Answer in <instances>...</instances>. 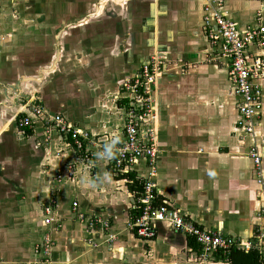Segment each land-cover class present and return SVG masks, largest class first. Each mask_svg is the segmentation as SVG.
<instances>
[{"label":"crops","instance_id":"obj_1","mask_svg":"<svg viewBox=\"0 0 264 264\" xmlns=\"http://www.w3.org/2000/svg\"><path fill=\"white\" fill-rule=\"evenodd\" d=\"M98 2L118 4L105 16L118 25L106 50L83 53L75 38H62L71 27H88L86 15L64 22L52 0H0V264H43L45 240L53 243L46 264H260L264 147L262 188L247 153L264 139V81L259 126L244 136L228 62L204 32L206 0ZM222 8L238 27L252 24L258 10L264 16V2L224 0ZM155 55L165 64L152 102L157 200L248 249L202 260L191 238L161 223L152 240L137 238L128 226L134 193L111 174L103 150L87 166L55 130L38 121L30 135L16 127L24 102L34 98L47 116L112 138L122 125L120 85ZM147 171L140 166L134 175Z\"/></svg>","mask_w":264,"mask_h":264},{"label":"built area","instance_id":"obj_2","mask_svg":"<svg viewBox=\"0 0 264 264\" xmlns=\"http://www.w3.org/2000/svg\"><path fill=\"white\" fill-rule=\"evenodd\" d=\"M260 5L264 0H253ZM222 0H206L203 7V25L206 38L213 49H219V56L227 60V75L234 93L238 98V113L241 118L242 135L254 137L259 126L262 113L261 82L264 81V16L258 10L253 23L238 27L230 20L223 10ZM164 60L152 56L141 65L134 76L120 85L122 125L118 134L112 138L100 140L87 131H80L61 116H47L37 99L24 102V112L15 117L19 132L31 129L35 122L63 135L72 145L73 151L82 162L91 163L94 152L104 151L109 159L110 172L115 177L128 173H136V168L143 166L147 174H137L141 179L139 191L133 195L135 203L132 209L135 216L129 222V230L139 239L148 241L155 237V225L166 224L169 229L191 238L200 248L201 259L212 253L227 254L232 248L249 245L237 243L223 236L219 231H205L190 222L181 210L167 201L158 202L154 178V160L157 147L151 124L154 119L152 112L153 91L156 82L165 72ZM260 138V137H259ZM264 147V139L254 142L247 153L252 161L258 185L262 188V167L260 149ZM136 176V174H135ZM129 179L121 181L127 183ZM75 206V205H74ZM49 213V209H46ZM259 217L262 223L261 236L258 241L260 264H264V194L261 196ZM80 219H82L80 217ZM48 222V221H46ZM90 225V224H89ZM40 247L43 254L41 260L46 264L51 246L50 240L44 241ZM39 249V248H38Z\"/></svg>","mask_w":264,"mask_h":264},{"label":"rangeland","instance_id":"obj_3","mask_svg":"<svg viewBox=\"0 0 264 264\" xmlns=\"http://www.w3.org/2000/svg\"><path fill=\"white\" fill-rule=\"evenodd\" d=\"M72 0H59L58 2H56L55 0H52V8H54V10L58 9L64 11V22L68 21L70 18L69 14L73 15V21H82L81 19L85 16L84 21H88V24H90L88 27H85L83 29L78 28L76 26L71 27L72 30L67 32V35H65L62 38L63 42H66L67 39H72L75 38L74 41H79V45L81 47H86L85 50L83 51V53L89 50L91 52L95 51V50H100V51H104V49L106 50L107 47L110 46L111 42V34L112 32L115 31L118 23L117 22H111L110 20L106 19V13L109 12V9L111 8L112 11L117 12L118 11V4L115 6H112L111 3L108 2H102L99 3L98 0H74L73 2H71ZM56 2V3H55ZM222 2H224V0H222ZM48 5H50L48 2H46ZM98 7V12L97 14H99V16H101V18L98 19L97 15L94 16L92 13L96 10L95 8ZM97 11V10H96ZM97 17V18H96ZM229 18V17H228ZM230 19V18H229ZM231 20V19H230ZM53 55H46V59H48V63H50L52 61ZM79 58V56H78ZM41 59H45V56H41ZM83 58H81L80 61H82ZM58 63L60 62V66H61V61L60 59H58L57 61ZM56 63V64H58ZM62 63H64V60H62ZM146 63V62H145ZM97 66V63L94 66V62L93 65L91 66L92 69H95ZM67 97H64V102L65 100H67V103H69L71 105L70 108H72V98L70 99H66ZM70 111V110H69ZM54 116V115H53ZM82 162V161H81ZM84 164H86L87 166H90V163H86V162H82ZM147 174V173H146ZM57 181L60 180V178L58 177V179H56ZM93 228V227H92ZM42 244L45 245V243L43 242ZM40 247H44V245H42ZM53 243L51 242L49 244V246H52ZM96 247V246H93ZM39 248V247H38Z\"/></svg>","mask_w":264,"mask_h":264},{"label":"trees","instance_id":"obj_4","mask_svg":"<svg viewBox=\"0 0 264 264\" xmlns=\"http://www.w3.org/2000/svg\"><path fill=\"white\" fill-rule=\"evenodd\" d=\"M121 102L118 101V104L120 105ZM25 135H30L31 134V131L30 129H24V132H23ZM129 179L128 181L130 182H127V188L128 190L131 192V193H135L136 191H139L140 189V186H141V180L140 179H136L134 173H128V175H124L122 177H118V179ZM135 214L134 212H132V217H134Z\"/></svg>","mask_w":264,"mask_h":264}]
</instances>
